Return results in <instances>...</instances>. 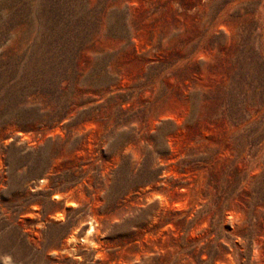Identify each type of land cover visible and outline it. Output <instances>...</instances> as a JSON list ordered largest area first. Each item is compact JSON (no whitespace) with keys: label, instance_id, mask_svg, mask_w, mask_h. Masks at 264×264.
<instances>
[{"label":"rangeland","instance_id":"374dc122","mask_svg":"<svg viewBox=\"0 0 264 264\" xmlns=\"http://www.w3.org/2000/svg\"><path fill=\"white\" fill-rule=\"evenodd\" d=\"M0 264H264V0H0Z\"/></svg>","mask_w":264,"mask_h":264},{"label":"bare ground","instance_id":"6f19581e","mask_svg":"<svg viewBox=\"0 0 264 264\" xmlns=\"http://www.w3.org/2000/svg\"><path fill=\"white\" fill-rule=\"evenodd\" d=\"M94 231V224H93V222H90L89 223V226H88V228H87V230H86V232H85V236H84V240L85 241H91V238H90V236H91V234H92V232ZM92 242V241H91Z\"/></svg>","mask_w":264,"mask_h":264}]
</instances>
